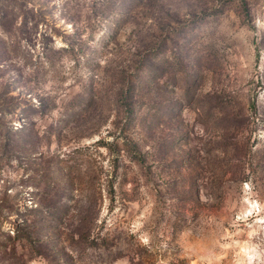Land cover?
<instances>
[{
    "label": "rangeland",
    "instance_id": "rangeland-1",
    "mask_svg": "<svg viewBox=\"0 0 264 264\" xmlns=\"http://www.w3.org/2000/svg\"><path fill=\"white\" fill-rule=\"evenodd\" d=\"M0 264H264V0H0Z\"/></svg>",
    "mask_w": 264,
    "mask_h": 264
}]
</instances>
